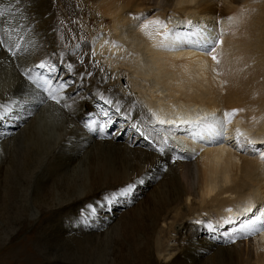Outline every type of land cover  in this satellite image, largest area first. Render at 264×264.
I'll list each match as a JSON object with an SVG mask.
<instances>
[{
  "label": "bare ground",
  "instance_id": "bare-ground-1",
  "mask_svg": "<svg viewBox=\"0 0 264 264\" xmlns=\"http://www.w3.org/2000/svg\"><path fill=\"white\" fill-rule=\"evenodd\" d=\"M0 11V39L21 45L15 56L0 45V118L23 111L0 150L35 129L50 133L48 182L75 174L99 149L127 164L96 166L80 194L47 198L50 233L93 249L121 238L111 264H264V159L248 150L264 154V0H0ZM148 19L167 28L145 30ZM201 33L222 38L219 63L191 47ZM68 76L76 84L59 104L35 84ZM113 112L119 129L110 135L103 124ZM216 118L227 123L223 144L199 127ZM58 119L61 130L52 127ZM242 227L252 238L216 236Z\"/></svg>",
  "mask_w": 264,
  "mask_h": 264
},
{
  "label": "rangeland",
  "instance_id": "rangeland-1",
  "mask_svg": "<svg viewBox=\"0 0 264 264\" xmlns=\"http://www.w3.org/2000/svg\"><path fill=\"white\" fill-rule=\"evenodd\" d=\"M67 19L75 26L78 24L76 18L68 16ZM7 22L6 29L8 25L11 30L10 33H17L18 29L16 22L13 19H7ZM83 25V23H80L78 28L81 29ZM137 38L136 35L133 34V44L142 46V40ZM87 40L90 45L93 44L90 38H87ZM128 57L127 55L126 57L124 56V58ZM135 58H137V56H135ZM118 59L122 60L119 57ZM40 71L47 78H52L54 76L53 73L48 71V67L40 69ZM61 72H63V69H60V73ZM1 74H5V68L0 61V78ZM47 78L42 77V80ZM131 79L133 80V78ZM131 79L126 78L125 81L132 82ZM42 80L36 81L35 84L40 85ZM67 80L66 88L75 87L76 79L74 76H68ZM81 89L80 87L78 91ZM93 105L105 106V104L96 100L93 102ZM11 108V113L9 115L0 118V137H11L7 135L6 129H10L19 123L21 120L20 115H23L21 109H17L16 107ZM109 115L111 119L108 120V123L104 121L106 124L103 125L106 126L105 130L107 133L111 135L119 129V126L111 121L115 113L113 112V114ZM90 117V113L85 115L82 119L83 122H90ZM52 127L58 130L63 129L64 125L62 120L58 119L55 124H52ZM99 133L98 126L91 132L92 136H98ZM45 134H47V136L50 135V133L41 134L38 129H35L33 132L26 133L22 138L4 146L2 150H0V264H27L30 260L32 263L36 264L113 263V258L115 257L113 256V247L115 246L114 244L122 240L121 238L115 236L111 237L95 249L91 247L84 248V245L80 242L69 240L66 234L60 232L50 233L49 231L52 225L49 226L51 223L46 222L47 215L42 212V207L47 205V198L64 199L75 197L80 194L82 189L87 188L94 167H126V161L116 157L113 153L105 149H99L95 151L93 158L75 174L65 179H59L56 182L53 180L48 182L51 179L49 174L48 155L50 140H45V138H43ZM50 136L52 138V135ZM112 137L113 136L107 135V138L104 137V139H111ZM11 148H13V150H11ZM256 152V157H259V154L261 155L260 150ZM146 187L147 185H145L143 189ZM138 194L139 193H137L136 196H138ZM118 209H120V205L116 204L114 210ZM251 210H254V208H251L250 211ZM104 211L111 214L113 213L108 209ZM176 229L177 227H175V230ZM52 230L54 229L52 228ZM227 231L228 238L218 234L216 235L217 238L219 240L226 239L225 242L228 241L231 242V244L233 243V238L235 240V237L240 234L248 235L249 238H252V234L248 233L244 227L238 229L237 232H232V230L229 229H227ZM211 241L217 244L220 243L214 238H212ZM69 244L71 246H69ZM18 251L26 252L31 259L26 260V258H23L25 260L23 261L19 257V254H17Z\"/></svg>",
  "mask_w": 264,
  "mask_h": 264
},
{
  "label": "snow or ice",
  "instance_id": "snow-or-ice-1",
  "mask_svg": "<svg viewBox=\"0 0 264 264\" xmlns=\"http://www.w3.org/2000/svg\"><path fill=\"white\" fill-rule=\"evenodd\" d=\"M3 15H4L3 11H0V18H2ZM151 25H156L163 29L167 28V24L165 22L160 21V20H151V19H148V22L143 24V28L147 30ZM5 32L7 33V30H5ZM149 35L151 34L149 33ZM199 35L201 38L198 41H196L193 45H191V47H193L197 51H201L205 53L206 55L211 56L213 60L219 63V60L217 59V56H216V49H217L218 44L223 43L222 38L219 36L213 37L210 35H203L202 33ZM3 44L8 45V50L13 56H15L19 51H21V45L19 42L8 43V41L0 39V45H3ZM37 67L40 69H45L46 64L40 63L37 65ZM48 67H49V70L54 71V69L51 68V66H48ZM69 67H71V65H69ZM29 71H31V69ZM38 75H42V74H38ZM66 86H67V81H64L63 83H58L55 87H53L52 84L50 83V80L48 79H43L40 84V88L44 91H47L48 96L51 97V99L57 104L60 103V99L58 98V96L60 92L64 90ZM3 109H4V106L0 105V111H2ZM238 111L239 110H234L232 112L224 113V117L227 118L228 123L231 122L232 117L235 116ZM199 127L203 129L204 133H207L209 136H211L214 142L218 144H223L226 142L227 123L225 122L224 118L206 120L205 123L203 125H199ZM239 136H243V133H239ZM237 146H240L239 139H237ZM248 150L253 151V152L257 151V149L255 148H249ZM261 159H264V154H261ZM128 187L131 188V185H129Z\"/></svg>",
  "mask_w": 264,
  "mask_h": 264
}]
</instances>
